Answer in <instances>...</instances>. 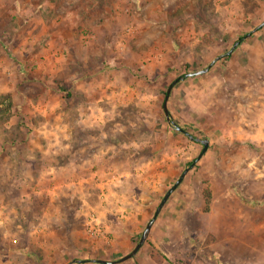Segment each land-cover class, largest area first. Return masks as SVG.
Wrapping results in <instances>:
<instances>
[{
	"label": "rangeland",
	"instance_id": "obj_1",
	"mask_svg": "<svg viewBox=\"0 0 264 264\" xmlns=\"http://www.w3.org/2000/svg\"><path fill=\"white\" fill-rule=\"evenodd\" d=\"M262 22L264 0H0V83L19 81L24 93L19 99L0 93V136L23 139L32 131L28 121L38 126L43 117L36 108L48 106L49 111L57 105L59 114L65 104L69 146L81 154L97 129L89 124L84 130L80 116L85 109L90 115L92 98H98L84 96L81 84L91 79L122 82L125 70L133 103L121 106L116 120L103 129L124 130L117 135L120 140L131 137L133 148L140 146L136 155L152 158L153 164L163 158L162 169L148 170V181L115 185L108 201V190L90 171H68L72 183L52 193L43 185L13 184L12 179L26 180L30 172L35 182L41 176L39 169L27 172L15 163L8 177L0 179V200H5L4 208L0 203V261L25 255L13 247L17 242L28 243L26 254L39 264L119 257L120 252L82 248L95 238L113 240L112 233L98 235L106 223L123 231L136 224L133 241L138 242L165 192L203 148L167 121L163 103L168 86L181 75L203 70L239 42L207 73L177 83L168 100L171 119L194 137L208 139L211 149L172 194L183 217L171 262L264 264V27L253 32ZM115 71L119 77L112 75ZM140 100L144 105H137ZM13 101L19 122L11 125ZM161 137L162 153L152 152ZM212 186L219 199L215 203ZM136 210L138 219L126 216ZM211 210L213 217L207 215ZM90 222L97 224L96 233H89ZM31 225L43 230L32 245L27 235Z\"/></svg>",
	"mask_w": 264,
	"mask_h": 264
},
{
	"label": "crops",
	"instance_id": "obj_2",
	"mask_svg": "<svg viewBox=\"0 0 264 264\" xmlns=\"http://www.w3.org/2000/svg\"><path fill=\"white\" fill-rule=\"evenodd\" d=\"M55 53L57 52L55 51ZM16 68L19 70L18 67ZM2 72H4V68L1 64L0 74H2ZM121 74L123 75L122 82H119V80H115L108 83H103L98 81L96 82L94 81V79H91L90 82L81 84V87L87 90L84 91V96H88L91 98L93 96L98 97L92 98L91 114L87 115L89 111L85 109L80 116L79 123L84 126V130L85 128L89 127V124H91L93 128L97 129V131L92 133V141L90 145H86L85 147H83V149L81 150V154H76V152L73 153L69 146V141L72 138V134L71 131H69V117L67 110L64 108L65 104H63V109L60 108L59 114L55 113L57 105L50 106L49 111L47 110L48 106L39 108V110L38 108H36V110L41 113L43 117L39 119L38 126H35L32 120L28 121L29 126L32 125V131L30 133H25L24 138H21L22 140L13 137L10 139V141H8L5 140L4 135H1V182L8 177V168L14 166L15 163H19L25 166V170L27 172L33 171L35 168L39 169V172H41V176L39 177V181L35 182L34 177L31 175L30 172V174L27 173V176L25 178L26 180L21 178L12 179L13 184H16L17 186L31 185L33 186V188H36L39 185H43L48 188H53L51 192L54 193V188L67 187L68 183H72L73 180L66 176L68 171H90L93 173V176L98 177V185L108 190L104 198L108 201L109 196L114 192L113 188L115 185L124 186L125 183L131 181V179H136V181H138L139 183L148 181L147 172L149 169L155 168L156 170H158V166L160 167V169H162L163 158L160 161L156 159L155 164H153L152 158H149L146 155H136V150H139L140 146L136 145V148H133L135 144H133L131 137L129 139L125 138L124 140H120V137L117 135H119L121 132L125 134L124 130H122L121 132H117L115 130L103 129L106 123H113L116 120V112H118L121 106L124 108L133 103L131 82L128 81L129 79L126 78L125 70ZM112 75H116L119 77V74H116V71L112 72ZM20 90L21 89L19 87V81H16L15 83L7 86H4L0 83L1 94H11L13 98L16 97L17 99H19L21 98L20 94H24L20 93ZM172 93L173 91L170 95H172ZM104 98H107L106 102H102L104 101ZM23 99L24 97L22 98V101ZM26 100L27 103L30 102L29 98L27 97ZM137 105H144V102L140 100ZM58 106H61V103H59ZM106 106L107 111L104 110ZM140 107L144 108L142 106ZM13 108L12 116L9 121L11 125H13L14 123L18 124L19 122V117H17L16 115V112L19 111V108L17 107L14 101ZM26 113L32 115V113L34 112L32 109H27ZM15 117L16 119H14ZM28 117L30 119L32 118V116H27L26 119H28ZM146 123H148V121ZM6 127L8 128V126ZM128 134L130 135V133ZM145 144H147V141L145 142ZM162 150L163 137H161L160 145L156 143L155 149L152 150V152L158 153L159 151V153H162ZM208 150V152H211L210 148ZM76 155H79V158H77ZM203 157L205 158L206 154H204ZM80 171L79 173H81ZM135 171H137V174L134 173ZM43 178H46L47 181L42 182ZM68 178L70 179L69 182H67ZM84 180L85 179L83 177L82 181ZM213 192L214 189L212 186V203H215L219 199L216 200L217 197ZM220 198L222 200L223 198H225V196H222ZM53 199H55L54 195H52L51 200ZM0 203L3 204L1 207L4 208L5 200H0ZM129 203L134 204L131 201ZM142 204H144V202ZM148 208L149 206L147 205H145L143 211L142 208H140L143 212L140 218H145L146 213H148ZM179 208L180 205H178V201L174 196L171 195L165 206L162 208V211L158 215L155 223L153 224L146 244L143 245L138 251L135 260H132L133 262L131 263L127 262V260L123 263L118 264H173L171 260L174 251L171 249V247L175 245V243L178 241L179 237L181 236L180 232H182L180 228V220L183 217V213L181 210H179ZM133 210L134 209H132L131 211ZM1 214H4L2 210L0 211V218L4 217ZM139 214L140 212L136 210L134 211V214L132 213V215L126 216L129 218L138 219ZM207 215L213 217L214 211H209ZM21 224L24 226L23 223ZM21 224L17 226V229H23V226ZM49 227L52 228V224H49ZM132 227H135V229H128L126 231H123V229L114 228L112 225H108L106 223L104 224V228L102 229L101 233H98V235L100 236L101 234L104 235L105 233H112L113 240L109 241L104 239V237H101L99 239L95 238L92 240V243L82 244V248L86 246L87 250L88 248L92 250L101 249L103 251L104 249H106L107 253H109V250H111V255H114V252H120L121 254L119 257H115L118 254H115L114 257H111L108 254H104L100 257V259L108 261L117 260L123 257L124 255L128 254L136 244L134 243L133 239L134 235L138 232V226H136V224H133ZM21 230L16 231L19 233L21 232ZM42 231L43 230L41 229V225H31L29 227V232H27V235L29 243H31V245L32 243H35L34 241H36L34 240V238L39 239L40 236H36ZM44 232V234L47 235L56 234L52 231L49 232V234L46 231ZM38 245H40L42 248H47V246L42 242ZM48 245L49 247L55 249L52 246L53 244L51 245L50 242L48 243ZM14 246L17 247V253L22 251L25 252L23 253L25 255L23 257L16 255L13 261L9 262H4L3 260H1L0 264H21L24 261H28L33 264H39L37 259L26 254V252H28L31 247L28 243L23 244L17 242L13 245V247ZM156 254L160 255L161 258L156 259ZM79 264L97 263L86 262Z\"/></svg>",
	"mask_w": 264,
	"mask_h": 264
},
{
	"label": "water",
	"instance_id": "obj_3",
	"mask_svg": "<svg viewBox=\"0 0 264 264\" xmlns=\"http://www.w3.org/2000/svg\"><path fill=\"white\" fill-rule=\"evenodd\" d=\"M264 27V22H262L261 24H259L254 30L253 32H256L257 30H259L260 28ZM250 36V33L247 34L244 38ZM239 44V42H236L231 50H229L228 52H226L225 54L218 56L217 58H215L206 68H204L203 70H198L195 72H189L185 75H181L179 77H177L167 88L166 93H165V99H164V103H163V111H164V115L167 119V121L169 122V124H171L172 126H174L176 128L177 131L181 132L182 134L186 135L190 140L195 141V142H200L203 145V148L201 150V152L198 154V156L190 163L189 166H187L180 174V176L178 177V179L173 183V185L165 192L164 196L162 197L160 203L158 204V206L155 209V212L152 216V218L148 221V223L146 224L144 230L141 233V236L138 240V242L135 244L134 248L126 255H124L123 257L117 259V260H113V261H108V260H103V259H93V260H73L72 262H77V263H86V262H93V263H97V264H118V263H123L127 260L132 259L133 257L136 256V254L138 253V251L141 249V247L145 244V242L147 241L151 228L153 226V224L155 223L158 215L160 214V212L162 211V208L165 206V204L167 203L169 197L175 192V190L180 186V184L183 182V180L185 179V177L187 176V174L195 168L196 164L201 160V158L204 156V154L207 152L208 147H209V140L208 139H199L194 137L192 134L188 133L185 129H183L182 127L178 126L172 119L170 116V112L168 109V100L170 97V94L172 92V89L174 88V86L179 83L180 81H183L185 78L188 77H193V76H198V75H202L207 73L210 68L213 66V64L218 61L221 57L223 56H227L230 55L236 48V46Z\"/></svg>",
	"mask_w": 264,
	"mask_h": 264
},
{
	"label": "built area",
	"instance_id": "obj_4",
	"mask_svg": "<svg viewBox=\"0 0 264 264\" xmlns=\"http://www.w3.org/2000/svg\"><path fill=\"white\" fill-rule=\"evenodd\" d=\"M89 228H88V231L89 233H96V226L97 224H91V222L88 224Z\"/></svg>",
	"mask_w": 264,
	"mask_h": 264
},
{
	"label": "trees",
	"instance_id": "obj_5",
	"mask_svg": "<svg viewBox=\"0 0 264 264\" xmlns=\"http://www.w3.org/2000/svg\"><path fill=\"white\" fill-rule=\"evenodd\" d=\"M190 163H191V161H190V162H188V164H187V165H190ZM134 243H137V241H134Z\"/></svg>",
	"mask_w": 264,
	"mask_h": 264
}]
</instances>
